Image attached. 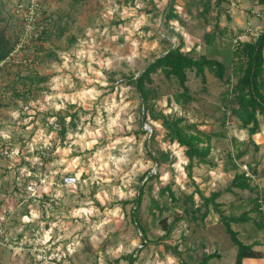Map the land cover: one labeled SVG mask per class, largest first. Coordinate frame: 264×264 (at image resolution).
I'll list each match as a JSON object with an SVG mask.
<instances>
[{"label":"rangeland","instance_id":"rangeland-1","mask_svg":"<svg viewBox=\"0 0 264 264\" xmlns=\"http://www.w3.org/2000/svg\"><path fill=\"white\" fill-rule=\"evenodd\" d=\"M16 2L0 0V38L10 49L23 29ZM42 8L43 27L20 55L25 62L0 67V226L14 245H0V264H236L238 246L217 209L247 212L251 220L232 227L264 253V229L253 221L263 217L253 207L264 194V114L258 149L238 159L235 140L243 145L249 133L229 110L232 50L264 33V4L44 0ZM176 46L224 62L226 76L213 66L206 80L188 70L193 99L178 104V79L152 72L146 109L135 79ZM152 113L184 116L214 134L207 159L190 166ZM244 166L257 170L254 191L231 187ZM66 174L78 182L61 185Z\"/></svg>","mask_w":264,"mask_h":264},{"label":"trees","instance_id":"trees-1","mask_svg":"<svg viewBox=\"0 0 264 264\" xmlns=\"http://www.w3.org/2000/svg\"><path fill=\"white\" fill-rule=\"evenodd\" d=\"M264 4V0H259ZM169 15H173L172 11ZM0 43L3 47L0 50V60L4 59L9 53L10 47L7 46L5 38H0ZM207 66L216 67L219 71V77L224 79L226 76V64L220 60L201 56L195 58L188 53L182 51L181 46L170 47L165 54L156 58L147 69L135 79V84L140 92L143 103L146 109H151L149 104L151 98V91L146 87V80L150 79L152 72L162 71L166 77H176L183 88L182 92L175 94V101L178 104H184L192 100L188 81V70L196 69L199 74L205 77V68ZM231 77L235 79V83L231 89V107L229 110L233 116L238 118L241 122L242 128L248 130L249 137L245 144L236 143L235 157L240 159L250 151V146L253 145L255 150L258 149L254 136L260 131V121L258 113L264 114V33H262L256 41H241L232 50V74ZM154 119L161 121V124L166 128L169 139L177 141L184 147L186 156L189 160L190 166L193 165L194 159L205 161L212 150V140L215 136L212 133L206 132L199 128L198 123L189 122L184 116L175 117L172 119L166 116H158L152 113ZM65 133V128H63ZM154 137V134H153ZM152 159L159 163V158L152 152H149ZM254 174L256 169L252 171ZM145 176L142 177L144 179ZM156 174H151L147 179H153ZM245 171L237 172L232 181L231 187L240 189H249L254 191L256 184L251 182ZM166 189V188H165ZM165 189L162 191L164 192ZM169 189V187H168ZM143 189L137 197V207L134 210V216L140 208V202ZM173 195V193H171ZM221 195V191H215L210 197H206V202L214 201L215 198ZM255 206L253 210L263 214L261 220H253L259 229H264V194L254 198ZM220 211L221 220L226 227L227 233L230 234L232 241L238 246L236 264H244L245 258H262L264 253L261 250L254 248L255 243H246L239 237V233L232 227L233 222H245L251 220L247 212L241 216L227 215L223 210ZM136 218V217H135ZM142 229V228H141ZM169 228L167 232H169ZM212 254L205 256L204 261H207Z\"/></svg>","mask_w":264,"mask_h":264},{"label":"built area","instance_id":"built-area-1","mask_svg":"<svg viewBox=\"0 0 264 264\" xmlns=\"http://www.w3.org/2000/svg\"><path fill=\"white\" fill-rule=\"evenodd\" d=\"M43 1L44 0H17L15 12L21 19L23 29L7 56L4 59L0 60V67L5 66L9 62H25V60L20 55L23 51L26 50L34 36L37 35V29H41L43 27ZM244 169L246 175L250 179L255 178L254 173L249 171L246 166H244ZM78 180V176L73 174H66L65 176H63L60 184L63 186H72L75 185ZM39 181L41 185L45 184L47 182L46 175H40ZM34 194H36V191L34 192ZM0 245H8L9 247H14V245L10 243V238L6 235V231L1 226ZM31 251L34 254H38L39 256H42V254L45 253V251H43L42 248L38 246V244H34L31 248ZM44 258L46 259L45 255Z\"/></svg>","mask_w":264,"mask_h":264},{"label":"crops","instance_id":"crops-1","mask_svg":"<svg viewBox=\"0 0 264 264\" xmlns=\"http://www.w3.org/2000/svg\"><path fill=\"white\" fill-rule=\"evenodd\" d=\"M254 139H255V137H254ZM256 141V140H255ZM256 143L258 144V142L256 141ZM256 249V248H255ZM264 257H262V258H245L244 260H243V263L244 264H257L258 262L257 261H261L262 259H263Z\"/></svg>","mask_w":264,"mask_h":264},{"label":"water","instance_id":"water-1","mask_svg":"<svg viewBox=\"0 0 264 264\" xmlns=\"http://www.w3.org/2000/svg\"><path fill=\"white\" fill-rule=\"evenodd\" d=\"M144 129H147V130H150L151 131V133H152V128L151 127H144ZM146 241V239L144 238V242Z\"/></svg>","mask_w":264,"mask_h":264}]
</instances>
